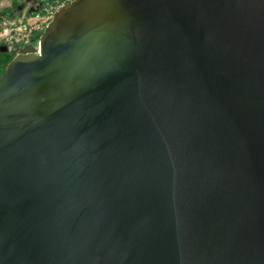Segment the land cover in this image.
I'll return each instance as SVG.
<instances>
[{"label": "water", "instance_id": "95a60500", "mask_svg": "<svg viewBox=\"0 0 264 264\" xmlns=\"http://www.w3.org/2000/svg\"><path fill=\"white\" fill-rule=\"evenodd\" d=\"M0 264H264V0H70L0 74Z\"/></svg>", "mask_w": 264, "mask_h": 264}, {"label": "built area", "instance_id": "2783aa9c", "mask_svg": "<svg viewBox=\"0 0 264 264\" xmlns=\"http://www.w3.org/2000/svg\"><path fill=\"white\" fill-rule=\"evenodd\" d=\"M61 0L56 3H66ZM43 7L32 15L29 23L24 18L13 21H2L0 23V46H6L8 50H20L26 46L37 48L40 34L50 21L53 14L60 8L58 4Z\"/></svg>", "mask_w": 264, "mask_h": 264}, {"label": "trees", "instance_id": "16d2710c", "mask_svg": "<svg viewBox=\"0 0 264 264\" xmlns=\"http://www.w3.org/2000/svg\"><path fill=\"white\" fill-rule=\"evenodd\" d=\"M70 1V0H68ZM66 1V2H68ZM61 2V0H47V3L45 6H40L34 11L28 12L29 14H34L35 12L41 10L43 7L56 5L58 4L60 7L65 3H56ZM43 4V3H42ZM18 6V0H11V7L10 8H3L0 9V23L4 20H9L13 16V11H15V8ZM57 11V10H56ZM19 50H8L6 46H0V74L4 71L7 63L14 57L16 53H18Z\"/></svg>", "mask_w": 264, "mask_h": 264}, {"label": "rangeland", "instance_id": "374dc122", "mask_svg": "<svg viewBox=\"0 0 264 264\" xmlns=\"http://www.w3.org/2000/svg\"><path fill=\"white\" fill-rule=\"evenodd\" d=\"M45 2H47V0H18V6L15 8V11H13L12 18L4 21L20 20L24 18L27 22L30 23L32 21V15L28 12H32L40 6H45L47 4ZM10 7L11 0H0V9Z\"/></svg>", "mask_w": 264, "mask_h": 264}, {"label": "clouds", "instance_id": "9594fccd", "mask_svg": "<svg viewBox=\"0 0 264 264\" xmlns=\"http://www.w3.org/2000/svg\"><path fill=\"white\" fill-rule=\"evenodd\" d=\"M41 35V34H40ZM20 51V50H19Z\"/></svg>", "mask_w": 264, "mask_h": 264}]
</instances>
